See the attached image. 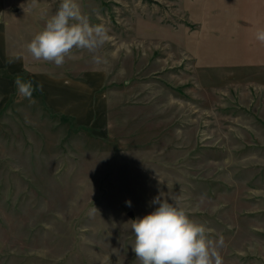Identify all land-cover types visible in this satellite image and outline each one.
I'll list each match as a JSON object with an SVG mask.
<instances>
[{"label":"rangeland","instance_id":"rangeland-1","mask_svg":"<svg viewBox=\"0 0 264 264\" xmlns=\"http://www.w3.org/2000/svg\"><path fill=\"white\" fill-rule=\"evenodd\" d=\"M18 2L7 56L24 59L0 66V264H139L130 221L157 196L223 238V264H264V44L252 16L224 35V0H76L111 39L100 63L74 50L57 67L26 45L61 0ZM17 74L84 88L59 102L44 89L32 104Z\"/></svg>","mask_w":264,"mask_h":264},{"label":"clouds","instance_id":"clouds-1","mask_svg":"<svg viewBox=\"0 0 264 264\" xmlns=\"http://www.w3.org/2000/svg\"><path fill=\"white\" fill-rule=\"evenodd\" d=\"M110 30L104 24H93L88 15L81 12L76 0H61L55 13L46 21L44 28L26 45L27 52L35 61L63 67L74 50H87L92 59L100 63L99 50L110 41ZM254 39L264 44V27L257 28ZM22 59L10 57L12 64ZM20 97L35 104V92H43L42 82L14 77ZM132 206L130 200L125 202ZM152 204L159 205L153 212L130 221L134 234L132 251L139 264H223L220 248L223 238L213 239L209 230L192 220L188 212L177 203H169L161 196L154 197Z\"/></svg>","mask_w":264,"mask_h":264},{"label":"crops","instance_id":"crops-1","mask_svg":"<svg viewBox=\"0 0 264 264\" xmlns=\"http://www.w3.org/2000/svg\"><path fill=\"white\" fill-rule=\"evenodd\" d=\"M23 7V4L19 3L18 0H0V66L7 64L9 57L7 56L8 51V44H7V37H8V30L17 27L18 25H15L12 27V23L14 19L19 18L22 13L23 9H20L19 11L15 10L16 7ZM225 7V15L222 17H219L218 22L220 25L221 31L224 33V35H233V33H239L240 25H234L235 18L234 17H240L245 18L246 16H252V19L254 21V25H256L254 28L255 30L257 28H261L262 20L264 19V0H224V6ZM220 11H218L219 13ZM20 14V15H19ZM201 13L198 11V15ZM203 15H205L202 12ZM201 16V15H200ZM201 17L202 21H210L213 17L210 16ZM251 19V20H252ZM264 27V26H263ZM208 28V29H207ZM206 30L209 31L211 26H207ZM13 30V29H12ZM18 30V29H17ZM24 58L16 61L18 63H21V60ZM23 67V65H22ZM19 68L13 67V71L18 70ZM49 81H47L48 83ZM68 82V83H67ZM44 87L46 86V82H44ZM69 84V85H67ZM84 85L82 83H76L73 81H65L64 79H57V81L52 82V86L45 89V93L48 96H56L55 99H53L55 102L62 101L64 98L65 90L69 87V95L73 97V99H76V97H80L81 95V89L84 88ZM50 88H52L54 91L57 89V92L54 93ZM88 92V91H86ZM59 94V95H57ZM58 96V97H57ZM59 96H62L61 98Z\"/></svg>","mask_w":264,"mask_h":264},{"label":"water","instance_id":"water-1","mask_svg":"<svg viewBox=\"0 0 264 264\" xmlns=\"http://www.w3.org/2000/svg\"><path fill=\"white\" fill-rule=\"evenodd\" d=\"M15 10L17 11V10H18V8L16 7V8H15ZM130 215H131V216H133V212H130Z\"/></svg>","mask_w":264,"mask_h":264}]
</instances>
